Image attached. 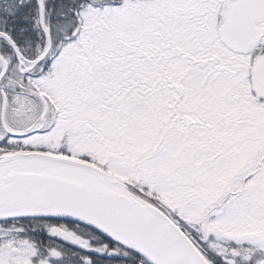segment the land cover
<instances>
[{"label":"snow or ice","instance_id":"1","mask_svg":"<svg viewBox=\"0 0 264 264\" xmlns=\"http://www.w3.org/2000/svg\"><path fill=\"white\" fill-rule=\"evenodd\" d=\"M0 264H264V0H0Z\"/></svg>","mask_w":264,"mask_h":264}]
</instances>
